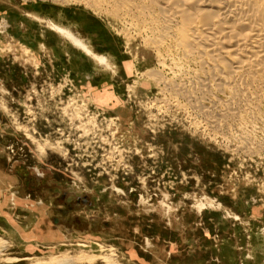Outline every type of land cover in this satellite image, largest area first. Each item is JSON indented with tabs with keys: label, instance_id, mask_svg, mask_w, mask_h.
<instances>
[{
	"label": "rangeland",
	"instance_id": "rangeland-1",
	"mask_svg": "<svg viewBox=\"0 0 264 264\" xmlns=\"http://www.w3.org/2000/svg\"><path fill=\"white\" fill-rule=\"evenodd\" d=\"M138 29L76 0H0V264H200L264 227V116L222 135L166 111L143 73L197 67Z\"/></svg>",
	"mask_w": 264,
	"mask_h": 264
},
{
	"label": "bare ground",
	"instance_id": "bare-ground-1",
	"mask_svg": "<svg viewBox=\"0 0 264 264\" xmlns=\"http://www.w3.org/2000/svg\"><path fill=\"white\" fill-rule=\"evenodd\" d=\"M76 1L138 27L161 62L181 60L185 66L197 67L190 72L182 66L172 79L164 78L158 70L143 73L160 91L173 95L174 105L163 101L166 111L171 106L195 110L205 124L213 129L220 126L221 131L233 119L264 116V0ZM93 56L103 62L99 55ZM126 68L131 72L132 65L127 63ZM185 74L189 75L186 80L182 79ZM226 93L227 99L220 97ZM253 145L258 150L263 147V143ZM51 263L64 264L65 260Z\"/></svg>",
	"mask_w": 264,
	"mask_h": 264
},
{
	"label": "crops",
	"instance_id": "crops-1",
	"mask_svg": "<svg viewBox=\"0 0 264 264\" xmlns=\"http://www.w3.org/2000/svg\"><path fill=\"white\" fill-rule=\"evenodd\" d=\"M253 218L255 214L251 213L245 221L249 223ZM243 232L241 239V230L235 231L232 241L224 240L223 245L217 248L219 255L200 260V264H264V227L259 231ZM224 243L230 244L226 246L229 248L226 252L230 255L225 256Z\"/></svg>",
	"mask_w": 264,
	"mask_h": 264
}]
</instances>
